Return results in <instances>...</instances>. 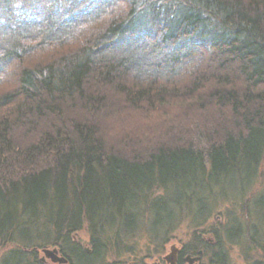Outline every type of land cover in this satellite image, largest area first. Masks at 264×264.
<instances>
[{
	"label": "trees",
	"instance_id": "16d2710c",
	"mask_svg": "<svg viewBox=\"0 0 264 264\" xmlns=\"http://www.w3.org/2000/svg\"><path fill=\"white\" fill-rule=\"evenodd\" d=\"M130 109L146 130L110 136L102 118ZM262 177L264 0H0L1 246L54 235L93 264L145 217L161 240L179 210L194 224L183 252L229 264L219 228L216 245L198 228L216 189ZM241 224L229 238L264 264V232Z\"/></svg>",
	"mask_w": 264,
	"mask_h": 264
},
{
	"label": "rangeland",
	"instance_id": "374dc122",
	"mask_svg": "<svg viewBox=\"0 0 264 264\" xmlns=\"http://www.w3.org/2000/svg\"><path fill=\"white\" fill-rule=\"evenodd\" d=\"M177 112V110H174ZM156 115V113H153ZM146 114L143 111H137L130 109L129 111H122L115 115H109L108 117H103L102 121L104 124V129L110 136H120L125 134L126 136L136 133V129H145L146 124ZM146 130V129H145ZM264 182V177L260 182H254L249 187H246L240 195L238 190H235L229 182L225 183L224 190H221L219 187L216 189L217 194H221V192L225 194H221L217 198H212L211 202L214 204L220 202V204L211 209V214L208 219L204 221V225H200L198 228V232L204 231L203 233L206 239L212 240L211 243L216 245L215 234L212 232L209 233L211 228H219L220 234L222 233V244L225 251H227L229 255V264H247L244 241L246 238L242 235L232 237V240L229 238L227 233L228 225H232V223L237 222L243 225V231L246 229V225L250 222V232L255 233V229L264 232V221H262L260 214L258 213L255 203H259L261 198L256 199L255 197L258 195L255 192L258 190H264V186L262 184ZM240 191V190H239ZM260 194V192H258ZM262 193V192H261ZM239 195V198H238ZM237 197V198H236ZM259 197V196H258ZM227 198V199H222ZM234 198V199H232ZM264 200V198H263ZM196 208L197 205L195 204ZM175 214H178L177 221L167 223V226L162 227L161 233L164 238L155 239L154 238V227L149 224L150 219L148 217L143 218L138 221V228L135 233L129 235L124 247L120 250L114 248L113 251H106L104 255L97 259V261L93 264H171V262H167L165 256L171 252L173 246L176 247L177 252L180 249H186V245L190 243L193 238L194 233V224L191 222L192 215L191 213L182 214L179 210L175 211ZM259 214V215H258ZM149 224V225H148ZM80 237L84 239V241L90 242L88 232L83 230L81 234L77 235V238ZM208 237V238H207ZM211 237V238H210ZM45 239V238H44ZM39 239L35 242H28L27 250L30 248L32 252L37 254L36 259L39 256L47 257V261L51 260V264H58L52 260L51 256H48L44 249L52 250L55 247L53 246L54 235L49 237V239ZM84 242V244H87ZM24 244L10 243L7 246L0 245V264H20L23 262L21 260L22 256H15L14 254L18 252L20 249L26 256L23 258L28 264H35L32 261V256L24 251ZM45 247L41 250L42 247ZM90 248V245H85ZM186 247V248H185ZM33 248H36L35 250ZM65 251L67 250L64 245L63 248ZM187 250V249H186ZM71 252V251H70ZM254 255L256 253H253ZM74 264H78L79 261L69 253ZM210 255V254H209ZM177 256V253L176 255ZM258 253L256 254V257ZM143 261V262H142ZM142 262V263H141ZM25 263V264H27ZM197 264H209V258L203 257L201 261L196 262ZM24 264V263H23ZM60 264V263H59ZM63 264V263H61ZM186 264H190L186 262Z\"/></svg>",
	"mask_w": 264,
	"mask_h": 264
},
{
	"label": "flooded vegetation",
	"instance_id": "af4514ba",
	"mask_svg": "<svg viewBox=\"0 0 264 264\" xmlns=\"http://www.w3.org/2000/svg\"><path fill=\"white\" fill-rule=\"evenodd\" d=\"M77 235L78 234H75V236H74V238L76 239V240H78V242L83 246V249L86 251V252H88V253H90L91 252V250H90V248H88V247H86L85 245H90V242H88L87 243V241H84V239H81L80 237H78L77 238ZM84 242H86L87 244H84ZM45 247H48V246H44V247H42L41 248V250L42 249H44ZM56 249H57V251L59 252L58 253V256L59 257H61V256H64L66 259H67V262H68V264H73L70 260H69V258L65 255V254H63V252L62 251H60L57 247H55ZM24 249V251H26L27 252V255L29 256V254H31V256H32V261H34V262H38L39 264H51V263H53V262H51V260L48 262L47 261V257H44V256H39L37 259H36V255L37 254H35L34 252H32L31 251V249L29 248L28 250H27V248H23ZM34 250L36 249V248H33ZM52 257V260H54L55 261V259L57 258V255H52L51 256ZM177 259H176V262H175V264H186V262H189L190 264H197L196 262H198V261H200V259H199V257L200 256H195V255H191V254H186V253H184L183 252V249H180L178 252H177ZM55 262H58V261H55ZM36 264V263H35ZM58 264H59V262H58ZM63 264H66V263H63Z\"/></svg>",
	"mask_w": 264,
	"mask_h": 264
},
{
	"label": "water",
	"instance_id": "95a60500",
	"mask_svg": "<svg viewBox=\"0 0 264 264\" xmlns=\"http://www.w3.org/2000/svg\"><path fill=\"white\" fill-rule=\"evenodd\" d=\"M44 251L47 253L48 256L57 255V258L55 259V261H58L60 264L61 263L68 264L67 259L64 256H61V257L58 256L59 252L57 251L56 248H54L52 250L44 249ZM176 253H177V249H176L175 246H173L172 249H171V252L168 253L167 256H165L166 261L167 262H171V264H175L176 259H177V257L175 256Z\"/></svg>",
	"mask_w": 264,
	"mask_h": 264
},
{
	"label": "snow or ice",
	"instance_id": "6c2138e0",
	"mask_svg": "<svg viewBox=\"0 0 264 264\" xmlns=\"http://www.w3.org/2000/svg\"><path fill=\"white\" fill-rule=\"evenodd\" d=\"M133 2H135V0H133ZM139 7L142 8V7H145V5H144L143 3H140V4H139Z\"/></svg>",
	"mask_w": 264,
	"mask_h": 264
}]
</instances>
